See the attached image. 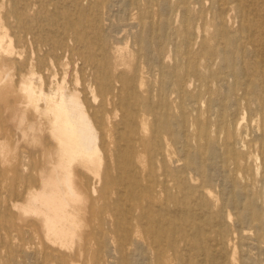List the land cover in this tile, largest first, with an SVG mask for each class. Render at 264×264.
<instances>
[{
    "label": "rangeland",
    "instance_id": "rangeland-1",
    "mask_svg": "<svg viewBox=\"0 0 264 264\" xmlns=\"http://www.w3.org/2000/svg\"><path fill=\"white\" fill-rule=\"evenodd\" d=\"M130 1L0 0V264H264V0ZM64 80L93 147L57 222Z\"/></svg>",
    "mask_w": 264,
    "mask_h": 264
},
{
    "label": "bare ground",
    "instance_id": "bare-ground-1",
    "mask_svg": "<svg viewBox=\"0 0 264 264\" xmlns=\"http://www.w3.org/2000/svg\"><path fill=\"white\" fill-rule=\"evenodd\" d=\"M97 2H100L101 0H95ZM143 1V0H142ZM142 1L140 2V4L142 3ZM162 1V0H161ZM132 2V0L130 1ZM160 2V1H159ZM157 3V1H156ZM149 4V3H148ZM142 5V4H141ZM136 6H137V1H136ZM135 6V7H136ZM140 6V5H139ZM163 6V4H162ZM161 6V7H162ZM157 7V5H156ZM168 7V6H167ZM151 8V7H150ZM171 8V7H170ZM83 9V7H82ZM87 9V8H86ZM116 9V8H115ZM137 9V7H136ZM148 9V8H147ZM153 10V9H152ZM225 10V9H224ZM74 11V10H73ZM165 11V10H164ZM84 12V11H83ZM82 12V13H83ZM141 12V11H140ZM160 12V10L158 11V13ZM166 12V11H165ZM57 15H60L59 13ZM79 15V14H78ZM85 15V13L83 14ZM132 15V13H131ZM136 15V14H135ZM141 15V14H140ZM134 16V15H133ZM144 16V15H143ZM146 16V15H145ZM155 16V15H154ZM162 16V15H161ZM185 16V15H184ZM60 18V17H59ZM68 18V17H67ZM77 18V17H76ZM154 18V17H153ZM81 19V18H80ZM162 19V18H161ZM83 20V19H82ZM128 20V19H127ZM147 21H150V19ZM153 21V19H152ZM155 21V19H154ZM171 21H173L171 19ZM175 21V20H174ZM82 22V21H81ZM104 22V21H103ZM138 22V21H137ZM159 22V20H158ZM166 22V21H165ZM84 23V22H83ZM147 23V22H145ZM168 23V22H167ZM71 24V23H70ZM77 24V23H76ZM144 24V23H142ZM134 25V24H133ZM158 25V24H157ZM155 25V26H157ZM72 26V25H71ZM88 26V25H87ZM92 26V25H90ZM121 26H123L121 24ZM131 26V25H130ZM145 26V25H143ZM73 27V26H72ZM120 27V26H118ZM127 27V26H125ZM129 27V26H128ZM141 27V26H140ZM162 28V27H161ZM133 29V28H132ZM70 31V30H69ZM99 31V30H98ZM143 31V30H142ZM148 31V30H147ZM152 31V30H151ZM168 31V30H167ZM157 32V31H156ZM143 33V32H142ZM152 33V32H151ZM166 33V32H165ZM155 34V33H154ZM104 35V34H103ZM115 35V34H114ZM94 36V35H93ZM144 36V35H143ZM154 36V35H153ZM172 36V35H171ZM92 38V37H91ZM124 38V37H123ZM137 39V38H136ZM91 40V39H90ZM134 40V38H133ZM139 40V39H137ZM100 41V40H99ZM123 41V40H122ZM106 42V41H105ZM138 43V41H136ZM102 43V42H101ZM99 45V44H98ZM103 45V44H102ZM234 45V44H233ZM157 46V44H156ZM220 46V45H219ZM97 47V46H96ZM111 47V46H110ZM227 47V46H226ZM98 48V47H97ZM96 48V49H97ZM248 48V47H247ZM59 49V48H58ZM57 49V50H58ZM99 51V50H98ZM155 54V53H154ZM144 57H145V54H144ZM149 57V56H148ZM151 57V55H150ZM236 57V56H235ZM147 58V57H145ZM162 58V56H161ZM89 59V58H88ZM157 59V58H156ZM235 59V58H234ZM175 60V59H174ZM138 61V60H137ZM136 61V62H137ZM135 62V61H134ZM147 62V61H146ZM64 64H66V62H64ZM148 64V63H147ZM157 64V63H156ZM155 64V65H156ZM153 66V65H152ZM154 67V66H153ZM152 67V68H153ZM145 68V67H144ZM161 68V67H160ZM117 69V68H116ZM154 69V68H153ZM153 71V70H151ZM167 71V70H166ZM117 72V71H116ZM155 72V71H154ZM176 72V71H175ZM151 73V72H150ZM147 74V73H146ZM152 74V73H151ZM240 75V74H239ZM135 77V76H134ZM89 78V77H88ZM122 78V77H121ZM141 79V78H140ZM132 80V79H131ZM169 80V79H168ZM206 81V80H205ZM148 82V81H147ZM234 82V81H233ZM126 84V83H125ZM133 84H134V80H133ZM152 85V84H151ZM121 86V85H120ZM131 86V85H130ZM153 86V85H152ZM103 87V86H102ZM138 87V86H137ZM225 87V85H224ZM131 88V87H130ZM152 88V87H151ZM58 89L61 90L62 92V98L64 97V99L61 101V102H57L55 101V104H54V108H55V113L56 115L54 114V116H52V119L49 120V128H50V131L52 132V135L54 138H56L58 140V143H59V149H57V151L55 153H52L50 152L48 154L49 156V159H50V162L52 164V174L50 173L48 176H45V179H44V185H45V195L51 199L53 198H56L57 196H60L61 195V199L60 200H54V203H55V206H56V209H58L62 214H55L50 206L46 205L45 206V210L46 212L48 213V218L49 220L51 221H57V222H64V220H66V216L63 214L66 212V207L68 204H70V201H78L79 200V194L76 192V189L74 187V185L71 183V181L69 180V182H64L60 176L61 173H64V175H66L68 177V179H70V176H71V166L73 165V163L75 162V160H77L79 158V155H91L90 153V150L92 149L93 146L89 145V143H86V139L85 137L82 135L80 137H78L76 139V147H74L73 150L69 151L68 148L71 147V141L73 140V138H75L76 136V129L74 128V126L72 125V123L69 121V114H67L68 116L66 117L67 120L65 119V125L64 126H60V118L62 117V105L65 104V89H66V81L64 80L62 83H59L58 84ZM83 89V88H82ZM153 89V88H152ZM156 89V88H155ZM245 89V88H244ZM26 90V89H24ZM187 90V89H186ZM189 90V89H188ZM197 90V89H196ZM52 91V90H51ZM119 91V89H118ZM174 91V90H173ZM218 91V90H217ZM26 92V91H25ZM58 92V91H57ZM79 92V91H78ZM103 92V91H102ZM120 92V91H119ZM133 92V91H131ZM131 92H128V93H131ZM28 95H31V91L28 90L27 91ZM127 93V92H126ZM152 93V91H151ZM79 94V93H78ZM104 94V93H103ZM122 94V93H121ZM125 94V93H124ZM41 95H44L46 96L51 102H54V97L53 95H48L46 93H44L43 91L41 92ZM129 95V94H128ZM189 95V94H188ZM81 96V95H80ZM79 96V97H80ZM151 96V95H150ZM185 96V95H184ZM77 92H74L72 94V98H71V101L73 103H75L76 99H77ZM100 97V96H99ZM105 97V96H104ZM207 97V96H206ZM231 97V96H230ZM29 99H32L31 97H28ZM118 98V97H117ZM152 98V96L150 97ZM190 99V98H189ZM217 99V98H216ZM89 100V99H88ZM152 100V99H151ZM150 100V101H151ZM217 101V100H216ZM120 102V101H119ZM221 102V101H220ZM82 103V101H81ZM92 103V102H91ZM135 103V102H134ZM133 103V104H134ZM137 103V101H136ZM152 103V101H151ZM11 104V103H10ZM153 104H151L152 106ZM92 106V105H91ZM142 106H143V103H142ZM119 107V106H118ZM153 107V106H152ZM156 107V106H155ZM226 108H228V105L226 104L225 106ZM120 108V107H119ZM128 108V107H127ZM130 108V107H129ZM142 108V107H141ZM15 110V109H14ZM123 110V109H122ZM121 110V111H122ZM134 110V109H133ZM120 111V112H121ZM162 111V110H161ZM214 111V110H213ZM108 112V110H107ZM126 112V111H124ZM166 112V111H164ZM163 112V113H164ZM93 113V112H92ZM111 115V114H110ZM109 115V116H110ZM167 115V114H165ZM123 117V116H122ZM100 121V120H99ZM133 121V120H132ZM155 121V120H154ZM89 130H92V127L90 125L87 126ZM255 128V127H254ZM186 130V129H185ZM117 135V134H116ZM125 138H128V137H125ZM68 140L67 142L66 141H63V140ZM52 144V143H50ZM217 149V147H216ZM41 151V150H40ZM44 152V151H43ZM39 153V152H38ZM37 153V154H38ZM42 153V152H41ZM42 155V154H41ZM40 155V156H41ZM39 156V157H40ZM222 158V157H221ZM173 161V160H172ZM175 161V160H174ZM210 165V164H209ZM87 166V165H86ZM221 166V165H220ZM88 167V166H87ZM139 169V168H138ZM136 169V170H138ZM254 171V170H253ZM224 178V177H223ZM58 180V181H57ZM223 181V179L221 180ZM262 181V180H261ZM166 182V180H165ZM229 187V186H228ZM233 190V188H232ZM138 191V190H137ZM121 197V195H120ZM231 197V196H230ZM235 197V196H234ZM218 198V197H217ZM226 198V197H225ZM232 198V197H231ZM225 200V199H224ZM236 201V200H235ZM147 203V202H146ZM217 205V203H216ZM240 207H243V206H240ZM161 208V207H160ZM44 209V208H43ZM127 210V209H126ZM183 210V209H182ZM180 211V210H179ZM177 211V212H179ZM236 214V213H235ZM234 214V215H235ZM255 215V214H254ZM203 218V217H202ZM111 219V218H110ZM207 219V218H206ZM242 219V218H241ZM251 219V218H250ZM208 220V219H207ZM226 220V219H225ZM252 223V222H251ZM64 224V223H63ZM236 224H238L236 222ZM241 225V224H240ZM241 227V226H240ZM118 230V229H117ZM247 230V229H245ZM121 231V230H120ZM218 231V230H217ZM249 231V230H248ZM258 232V231H257ZM193 233V232H192ZM103 236V235H102ZM205 238V237H204ZM159 237L157 235H153V238H152V245L154 247H157V249H155V252H156V256H158L159 258L162 257V255L164 254V247L162 246L163 244L159 243ZM135 240V239H134ZM108 242V241H107ZM256 242V241H255ZM108 244V243H107ZM256 244V243H255ZM217 246V245H216ZM219 246V245H218ZM217 246V247H218ZM257 246V244H256ZM112 247V246H111ZM236 247V246H235ZM253 247V246H252ZM260 247V246H259ZM258 247V249H259ZM147 248V247H146ZM254 248V247H253ZM255 249V248H254ZM107 250V249H106ZM252 250V249H251ZM263 250V249H262ZM46 251V250H45ZM148 251V249H147ZM153 252V251H152ZM190 252V251H189ZM218 253V252H217ZM249 253V252H248ZM248 253H246L248 255ZM259 253V251H258ZM204 254V253H203ZM252 254V252H251ZM142 255V254H141ZM145 255V253H144ZM143 255V256H144ZM151 255V254H150ZM206 255V254H205ZM215 255V254H213ZM231 255V254H230ZM229 255V256H230ZM250 255V253H249ZM255 255V253H254ZM148 256V255H147ZM147 256L145 255V257L147 258ZM212 256V255H211ZM222 256V254H221ZM182 257V256H180ZM214 257V256H212ZM218 257V255H217ZM219 257H220V254H219ZM246 257V256H245ZM257 257V256H256ZM44 258V256H43ZM145 258V259H146ZM174 259H177V255H174L173 256ZM202 258V257H201ZM216 258V257H215ZM223 257H221L222 259ZM250 258V257H249ZM252 258V257H251ZM262 258V257H261ZM202 260V259H201ZM216 260V259H215ZM218 260V259H217ZM225 260V259H224ZM246 260V258H245ZM262 260L261 259V264H262ZM210 261V260H209ZM214 261V260H213ZM234 261V260H233ZM253 261V260H252ZM257 261V260H255ZM116 262V261H115ZM219 260H218V264H219ZM222 263L224 261H221ZM227 262V261H226ZM260 262V261H258ZM114 263V262H113ZM116 264V263H115ZM210 264V263H209ZM257 264V263H256Z\"/></svg>",
    "mask_w": 264,
    "mask_h": 264
}]
</instances>
